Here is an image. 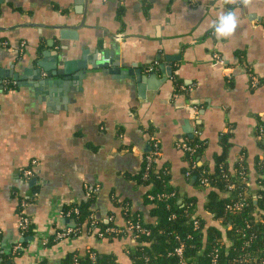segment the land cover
<instances>
[{
	"label": "crops",
	"instance_id": "crops-1",
	"mask_svg": "<svg viewBox=\"0 0 264 264\" xmlns=\"http://www.w3.org/2000/svg\"><path fill=\"white\" fill-rule=\"evenodd\" d=\"M232 12L236 28L217 39L214 22ZM78 28L79 40H59V26ZM71 47V48H70ZM107 52L145 76L120 77L92 68L67 102L35 90V77L61 58L77 60ZM218 54L224 64L215 59ZM165 64V71L161 65ZM188 88L176 89L170 76ZM18 74L21 78H15ZM261 83L251 86V78ZM52 95V96H51ZM264 0H0V236L21 240L19 202L27 194L23 170L33 160L39 193L26 208L35 229L16 264L58 260L67 250L122 252L126 244L79 236L43 246L40 236L69 225L58 214L95 189V216L123 225L117 204L127 201L150 221L147 188L135 179L153 141L156 158L187 196L205 199L206 186L186 181L179 143L198 136L207 143L202 163L212 165L224 133L231 134L228 162L245 160L249 170L263 152ZM146 166V165H145ZM92 249V250H93Z\"/></svg>",
	"mask_w": 264,
	"mask_h": 264
},
{
	"label": "trees",
	"instance_id": "trees-1",
	"mask_svg": "<svg viewBox=\"0 0 264 264\" xmlns=\"http://www.w3.org/2000/svg\"><path fill=\"white\" fill-rule=\"evenodd\" d=\"M173 81L178 89L181 82L176 76H173ZM259 129L260 126L257 130L260 135L258 143L263 155L256 157L255 170H249L245 160L230 165L229 132L221 136L222 151L216 153L212 165L206 162L199 164L206 153V141L198 136L187 139L189 145L196 147V151L190 153L181 148L187 160L183 173L186 181L193 186L201 185L203 178L208 179L205 199L183 195L178 186L171 182V172L163 165L158 167L156 161L148 176L144 177V163L143 169L135 175V179L147 188L145 203L150 207V221L145 220L140 212L133 210L129 202L117 204L124 224L139 222L149 231V234L138 233L134 242L131 237L135 235V231L107 233L103 238L99 237L100 231L106 227L121 225L115 222V212L110 221L95 216L96 192L95 189L88 190L89 195L85 199L64 205L63 208H78V214L73 212L71 217L76 221L81 233L87 230L92 237L110 243L126 244L128 248L122 249V252L100 253L92 248L98 253L95 261L90 258L88 250H67L58 260L50 261L45 258L37 260L35 264H264V132L261 135ZM231 182L235 183V188L229 191L228 185ZM39 191L40 185L27 184V194L22 196L20 201L26 199L32 202L34 195ZM150 194L154 196L153 199H150ZM162 194L166 196H161ZM242 197L246 198V205L242 210L232 212L228 204ZM21 209L19 202L17 211L21 212ZM93 219L97 221V226L90 229ZM195 221L199 222L197 227ZM34 228L31 223L25 238L11 246L4 244L1 238L0 264H16L24 249L31 245L32 240L29 238L35 236ZM54 233L49 236L52 238ZM18 243L22 247L14 252L13 247ZM180 243L185 244L182 255L175 252ZM45 245L53 247L56 242L51 240Z\"/></svg>",
	"mask_w": 264,
	"mask_h": 264
},
{
	"label": "built area",
	"instance_id": "built-area-1",
	"mask_svg": "<svg viewBox=\"0 0 264 264\" xmlns=\"http://www.w3.org/2000/svg\"><path fill=\"white\" fill-rule=\"evenodd\" d=\"M215 59L220 62L221 64H224V58L221 57L220 55L216 54L215 55ZM261 81L257 80L255 77L251 78V86L252 87H258L260 85ZM180 89L182 90H186L188 87L185 86L184 84H181L179 86ZM260 132L261 135L264 132V128L263 126L260 127ZM180 148L184 149L187 152L193 153L196 151V147L189 145L187 141H183L181 143H179ZM160 155V144L158 141H153L152 145H151V149L150 151L147 153L145 159H146V166H145V173H144V177L148 176V172L149 170L152 168L153 163L155 162L156 158ZM37 163L36 160H33L31 162V165L29 167H27L25 170H23V175L25 178V182L26 184H30L31 180H33V178L35 177V169H34V165ZM195 166V165H194ZM186 175L188 176L189 173L187 172ZM227 176V175H226ZM208 179L207 178H203L201 180V185L206 186L208 185ZM235 188V183L231 182L228 185V190L231 191ZM38 193H36L34 195V197L37 195ZM87 195H89V193H87ZM161 196H166V194H162ZM150 199H153L154 196L153 195H149ZM21 212H18V228L20 230V235L21 238H25L26 236V232L30 229L31 227V223L32 220L30 218V216L28 215V213L26 212V208L31 204L30 200H26V199H22L21 201ZM246 205V198L242 197L239 198L237 200L232 201L231 203L228 204V208L232 211V212H236V211H240L244 208V206ZM75 212L78 214V208H75L74 210H65L64 208H59L58 209V214H61L62 217H64L67 220H72V222L75 223V225H67L64 226L63 228H61L60 230L55 231L54 236L51 238L49 235L50 234H45L43 233L40 236V243L43 246H46L45 244L50 242L51 240L56 242V243H60V242H65L68 240H71L77 236H79V234L81 233L80 228H77V224L76 221L74 220V218L71 217V214ZM112 220V218H109L108 221ZM196 227L199 224V222L195 221L194 222ZM97 226V221L96 220H92L90 229H92L93 227ZM34 231L37 232V230L34 228ZM128 231H135V235L133 237H131L132 242H134L136 240V238H138V233H147L149 234V231L144 228L142 226L141 223L139 222H126V224H123L121 226L118 227H114V226H108L106 227L104 230H101L99 233V237L103 238L104 234L107 233H126ZM36 235V234H35ZM1 237H0V257H1ZM21 244L18 243L16 245H14L13 247V251L17 252L19 249H21ZM185 248V244L184 243H180V245L178 247L175 248V252L178 255H182L183 251ZM88 252L90 254V258L92 260H96L98 253L92 249H88ZM260 264H263V262H261Z\"/></svg>",
	"mask_w": 264,
	"mask_h": 264
},
{
	"label": "water",
	"instance_id": "water-1",
	"mask_svg": "<svg viewBox=\"0 0 264 264\" xmlns=\"http://www.w3.org/2000/svg\"><path fill=\"white\" fill-rule=\"evenodd\" d=\"M59 36L57 35L58 39L61 40H73L78 41L80 36L79 32L77 31L78 28L73 26H59ZM71 48V47H70ZM87 49L82 51V56L77 60H65L64 58L61 60L58 59L54 66L51 69L47 67V65L40 61L39 64L42 68L46 69L47 75L46 78H43L42 71L40 70L39 74L35 77L37 82L33 83L35 90H47L50 94L56 93L58 96L66 97L64 100L67 102L69 98V94L73 86L76 88L81 87L83 81L88 77L89 72V65L92 68H107L108 72L111 74L120 75V77H134L135 74L132 72L131 69L122 70L120 66V62L113 57L107 56V52L102 54V52L98 56H88L87 57ZM161 69L165 71V64H162ZM170 76L173 78L172 66L170 69ZM137 77L136 80L141 84V87H144L145 76L141 74L140 70L136 71ZM14 77L21 78L18 74H12ZM134 77V78H135ZM52 96V95H51ZM37 179H33L30 182V185L36 184ZM70 222V220H68ZM70 225H75L74 222H71ZM33 238H29L32 240Z\"/></svg>",
	"mask_w": 264,
	"mask_h": 264
},
{
	"label": "clouds",
	"instance_id": "clouds-1",
	"mask_svg": "<svg viewBox=\"0 0 264 264\" xmlns=\"http://www.w3.org/2000/svg\"><path fill=\"white\" fill-rule=\"evenodd\" d=\"M242 2L248 5L251 0H242ZM236 24L237 21L234 13L228 12L227 14L221 15L218 22H214L213 24L217 39L231 35L236 28Z\"/></svg>",
	"mask_w": 264,
	"mask_h": 264
}]
</instances>
